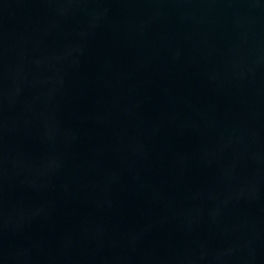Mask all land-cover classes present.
Segmentation results:
<instances>
[{"label":"water","instance_id":"obj_1","mask_svg":"<svg viewBox=\"0 0 264 264\" xmlns=\"http://www.w3.org/2000/svg\"><path fill=\"white\" fill-rule=\"evenodd\" d=\"M0 264H264V0H0Z\"/></svg>","mask_w":264,"mask_h":264}]
</instances>
